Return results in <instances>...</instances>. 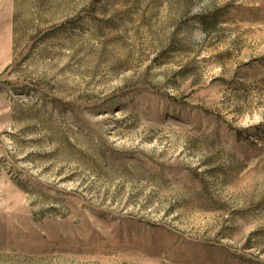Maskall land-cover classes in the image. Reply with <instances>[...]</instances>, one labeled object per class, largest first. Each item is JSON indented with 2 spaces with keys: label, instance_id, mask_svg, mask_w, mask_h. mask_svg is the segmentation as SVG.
<instances>
[{
  "label": "rangeland",
  "instance_id": "obj_1",
  "mask_svg": "<svg viewBox=\"0 0 264 264\" xmlns=\"http://www.w3.org/2000/svg\"><path fill=\"white\" fill-rule=\"evenodd\" d=\"M0 264H264V0H0Z\"/></svg>",
  "mask_w": 264,
  "mask_h": 264
},
{
  "label": "clouds",
  "instance_id": "obj_2",
  "mask_svg": "<svg viewBox=\"0 0 264 264\" xmlns=\"http://www.w3.org/2000/svg\"><path fill=\"white\" fill-rule=\"evenodd\" d=\"M203 35H204L203 32H201V33H200L201 38L203 37Z\"/></svg>",
  "mask_w": 264,
  "mask_h": 264
}]
</instances>
